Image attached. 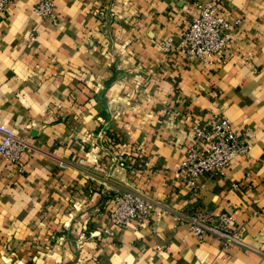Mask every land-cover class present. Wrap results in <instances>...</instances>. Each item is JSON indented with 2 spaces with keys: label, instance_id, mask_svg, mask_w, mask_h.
<instances>
[{
  "label": "crops",
  "instance_id": "1",
  "mask_svg": "<svg viewBox=\"0 0 264 264\" xmlns=\"http://www.w3.org/2000/svg\"><path fill=\"white\" fill-rule=\"evenodd\" d=\"M38 1L0 14V125L28 144L21 169L0 156V264H264V0H218L238 23L209 65L178 51L206 0ZM214 117L248 156L191 185L190 125ZM116 188L155 204L145 226L101 232ZM195 207L233 215L242 244L199 241L176 220Z\"/></svg>",
  "mask_w": 264,
  "mask_h": 264
},
{
  "label": "built area",
  "instance_id": "2",
  "mask_svg": "<svg viewBox=\"0 0 264 264\" xmlns=\"http://www.w3.org/2000/svg\"><path fill=\"white\" fill-rule=\"evenodd\" d=\"M10 3L11 0H0V14L6 12ZM218 3V0H206L198 4L197 13L183 31L178 47L183 57L195 58L209 65L215 57L221 58L228 49L238 19L233 22L227 20L220 14ZM53 9V0H39L32 7V12L40 18H47L52 17ZM159 46L165 53L172 49L169 39L161 41ZM190 129L195 142L187 147L180 170L185 173L191 185H195L196 177L203 173L224 177L226 169L237 156H248L250 144L240 138L226 118L193 121ZM0 132V156L21 169V155L28 146L27 141L8 127L0 125ZM198 142L201 149L196 146ZM116 162L120 168H131L121 156ZM59 164L65 165L63 162ZM154 207L155 204L141 192L133 188H116L108 222L101 232L110 234L112 229L124 227L131 222L137 227L145 226ZM176 220L186 222L199 241L207 236L215 238L219 242V253L242 244L244 225H236L233 215L229 213L212 214L195 207L184 215L176 216Z\"/></svg>",
  "mask_w": 264,
  "mask_h": 264
}]
</instances>
